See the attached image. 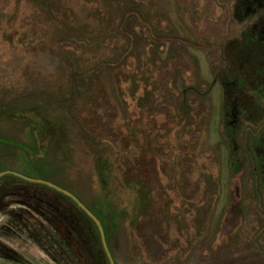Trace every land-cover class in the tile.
Wrapping results in <instances>:
<instances>
[{
  "label": "rangeland",
  "instance_id": "obj_1",
  "mask_svg": "<svg viewBox=\"0 0 264 264\" xmlns=\"http://www.w3.org/2000/svg\"><path fill=\"white\" fill-rule=\"evenodd\" d=\"M1 170L115 264H264V0H0ZM90 226L0 177V264H99Z\"/></svg>",
  "mask_w": 264,
  "mask_h": 264
},
{
  "label": "water",
  "instance_id": "obj_2",
  "mask_svg": "<svg viewBox=\"0 0 264 264\" xmlns=\"http://www.w3.org/2000/svg\"><path fill=\"white\" fill-rule=\"evenodd\" d=\"M5 174L12 175V176L17 177V178H19L21 180H25V181H29V182H35V183L43 184V185H45V186H47L49 188L54 189L55 191H57L59 193H62L66 197H68L94 223V225H95V227L97 229L98 235H99V239H100L101 246H102L103 251H104V253L106 255L107 261H108L109 264H114V262L112 260V257L110 255V252H109V250L107 248L105 239H104L103 230H102V226L100 224V221L71 192H69V191H67V190H65V189H63V188H61V187L53 184L50 181H46V180H43V179L29 178V177H26L25 175H23L21 173H18L16 171H13V170H2V171H0V177L2 175H5Z\"/></svg>",
  "mask_w": 264,
  "mask_h": 264
},
{
  "label": "trees",
  "instance_id": "obj_3",
  "mask_svg": "<svg viewBox=\"0 0 264 264\" xmlns=\"http://www.w3.org/2000/svg\"><path fill=\"white\" fill-rule=\"evenodd\" d=\"M36 124H37V127L40 128V130L43 127L44 125V121L38 119L36 121ZM85 217L87 218V220L91 223V226L90 228L88 229V235H87V239L90 241V243L96 247V259L97 261L99 262V264H109L108 261H107V258H106V255L103 251V248L101 246V243H100V239H99V235H98V232H97V229L94 225V223L91 221V219L89 217H87L85 215ZM100 221V220H99ZM101 223V221H100ZM102 225V224H101ZM102 229H103V235H104V239H105V242H106V233H105V230L102 226ZM107 243V242H106ZM115 264V263H114Z\"/></svg>",
  "mask_w": 264,
  "mask_h": 264
},
{
  "label": "flooded vegetation",
  "instance_id": "obj_4",
  "mask_svg": "<svg viewBox=\"0 0 264 264\" xmlns=\"http://www.w3.org/2000/svg\"><path fill=\"white\" fill-rule=\"evenodd\" d=\"M246 81V80H245ZM245 81H243L242 80V82H241V86L242 85H244V83H245ZM233 91H232V93H224V99H225V105H226V109H228V108H233L235 105H237V104H241V105H243V103H244V105H245V100L243 99V95L242 94H239V93H237V92H235L236 90H234V89H232ZM235 92V93H234ZM243 105V106H244ZM237 159H234V161H236ZM2 171V170H1ZM5 175H7V174H5ZM2 176H4V175H2ZM15 178H17V177H15ZM56 185V184H55ZM60 187V186H59ZM62 188V187H61ZM52 189V188H51ZM64 189V188H63ZM54 190V189H53ZM55 191V190H54ZM57 192V191H56ZM59 193V192H58ZM60 194H62V193H60ZM63 195V194H62ZM74 195V194H73ZM65 196V195H64ZM75 196V195H74ZM66 197V196H65ZM76 197V196H75ZM68 198V197H67ZM77 198V197H76ZM69 199V198H68ZM78 199V198H77ZM70 200V199H69ZM71 201V200H70ZM98 219V218H97ZM99 220V219H98ZM101 224V223H100ZM102 226V225H101ZM103 230V229H102ZM107 245V244H106Z\"/></svg>",
  "mask_w": 264,
  "mask_h": 264
}]
</instances>
